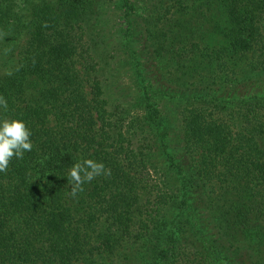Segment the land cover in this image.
Here are the masks:
<instances>
[{"label":"trees","instance_id":"1","mask_svg":"<svg viewBox=\"0 0 264 264\" xmlns=\"http://www.w3.org/2000/svg\"><path fill=\"white\" fill-rule=\"evenodd\" d=\"M135 1L141 21L113 1L124 103L96 40L105 0H0L22 35L0 119L33 142L0 173V264H264V83L227 92L264 82V0ZM84 159L111 175L73 198Z\"/></svg>","mask_w":264,"mask_h":264},{"label":"rangeland","instance_id":"2","mask_svg":"<svg viewBox=\"0 0 264 264\" xmlns=\"http://www.w3.org/2000/svg\"><path fill=\"white\" fill-rule=\"evenodd\" d=\"M113 1L114 0H105L103 6L100 7L103 13V18L100 19L95 26L97 27L95 31L97 34L96 40L98 39V41L103 42V44H99L101 47L100 51L108 49L109 51L112 50V54H114V59L112 60L113 62L110 67L115 77L112 80L110 79L109 83H111V87L115 93L118 92L119 95L124 94V98L122 100L124 103H127L132 100L134 93V91L131 92L132 82L130 81L131 72H129V68L131 67L130 65L124 64L128 60L125 51L121 49V44L124 43L122 30L125 28V25L122 21V13L113 10V7H115ZM133 1L135 8L139 7V9L136 8V10L132 11V14L133 16L137 14L135 17L141 21V18H144L143 12L145 8L140 4V2H136L135 0ZM142 1L146 3V0ZM19 3L20 2L16 3V6H18ZM21 36L22 35H15L13 31L4 29V27L0 25V76L9 72V70L14 66L16 55L18 53V45L19 42L21 43ZM263 83L264 82H261L260 84L252 83L250 88L243 87V89L242 87H238L234 92L233 90L227 92L235 96L251 95L253 92L259 93L258 91L260 85ZM246 85L247 84H244V86ZM160 106H162L161 110L165 115H171L169 106H165L163 103H160ZM109 262L110 261L105 260L102 264H109Z\"/></svg>","mask_w":264,"mask_h":264},{"label":"clouds","instance_id":"3","mask_svg":"<svg viewBox=\"0 0 264 264\" xmlns=\"http://www.w3.org/2000/svg\"><path fill=\"white\" fill-rule=\"evenodd\" d=\"M8 102L0 96V110H7ZM32 131L22 119H0V173L8 170L15 158L22 160L25 153L33 149ZM110 176L111 170L101 162L84 159L72 165L68 172L71 183V197L76 198L83 191V185L91 183L96 177Z\"/></svg>","mask_w":264,"mask_h":264}]
</instances>
